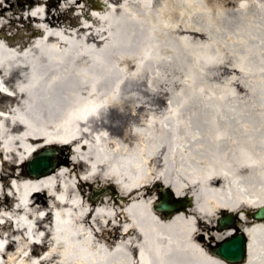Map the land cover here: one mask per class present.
<instances>
[{"label":"bare ground","instance_id":"6f19581e","mask_svg":"<svg viewBox=\"0 0 264 264\" xmlns=\"http://www.w3.org/2000/svg\"><path fill=\"white\" fill-rule=\"evenodd\" d=\"M43 2L16 0L38 26L0 33V153L63 164L0 175V264H229L223 212L241 264H264V0ZM155 182L192 204L160 215ZM94 183L110 190L91 201Z\"/></svg>","mask_w":264,"mask_h":264},{"label":"water","instance_id":"95a60500","mask_svg":"<svg viewBox=\"0 0 264 264\" xmlns=\"http://www.w3.org/2000/svg\"><path fill=\"white\" fill-rule=\"evenodd\" d=\"M51 153V150L42 152L30 163L29 171L32 174H36L37 176L51 173L55 168V164L49 161ZM169 199L170 196H163L159 194V200L154 204V209L164 215H167L169 213L179 211V208L184 206L181 204L179 207H177L176 204L174 205V203H172ZM253 217L257 219L264 218V208H261L255 212ZM231 220L232 218L230 216H225L218 220L217 224L219 226V230H222L231 224L234 226L235 224L231 223ZM213 252L217 256H220L232 264L241 263L247 254L245 239L241 235H235L220 243Z\"/></svg>","mask_w":264,"mask_h":264},{"label":"rangeland","instance_id":"374dc122","mask_svg":"<svg viewBox=\"0 0 264 264\" xmlns=\"http://www.w3.org/2000/svg\"><path fill=\"white\" fill-rule=\"evenodd\" d=\"M69 2H76L77 5H83L84 3L86 4H91V3H101V0H90V1H87V0H68ZM0 3H1V7L0 9L2 10L3 9V18H1L2 20L0 21V25L3 23L6 25L7 28L10 29V31H8V35H12L14 33H20V32H26L25 28H26V25H28L29 21L27 20V16H26V10H21V11H16L14 10V4L16 3V0H0ZM48 5L50 6V12L52 14L55 13L56 9H60V7L62 6H65V4H63V0H50L48 2ZM16 11V12H15ZM79 11L78 10H74V11H71L67 14L68 17H76L78 15ZM90 13V11H89ZM96 12L93 11V14H95ZM91 14V13H90ZM12 15L13 16V20H9L7 18V16H10ZM83 18H81L82 20ZM11 22V23H10ZM31 26L33 24V22L29 23ZM34 27V26H32ZM4 157V155H3ZM31 157V155H30ZM72 155L70 153H66L64 156H63V159H72ZM31 158H28L26 161H29ZM3 176H5V180L8 182L12 179V177H8V173L9 172H12L13 174H19L22 172L21 168H19L20 166H18L17 164L13 166V168H11L13 162L10 161V157H7V155L5 156V161L3 162ZM63 164L62 161L58 160L56 162V168L58 166H61ZM56 168L54 169V171L56 170ZM1 185H2V180L0 179V188H1ZM95 186V189H98L100 191V193H106L107 191H109V189H106L104 186H101L96 183L93 184ZM4 192L7 193L8 196H11V192L10 190L8 189V187L5 185L4 186ZM150 187V194H149V197L150 198H153L156 196V192L155 190H153V186H149ZM86 188V195H87V198L89 197L90 195V189H91V185H86L85 186ZM108 188V187H107ZM215 223V222H214ZM210 234H212V230L210 231ZM209 234V235H210ZM204 238H206V236L204 235L203 236ZM207 239H208V236H207ZM212 242V240L210 241ZM9 252H11L9 250Z\"/></svg>","mask_w":264,"mask_h":264}]
</instances>
